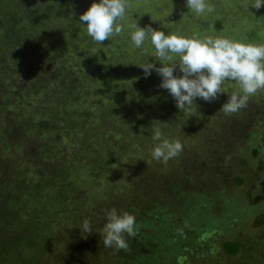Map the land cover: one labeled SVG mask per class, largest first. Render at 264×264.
I'll list each match as a JSON object with an SVG mask.
<instances>
[{
  "label": "rangeland",
  "instance_id": "374dc122",
  "mask_svg": "<svg viewBox=\"0 0 264 264\" xmlns=\"http://www.w3.org/2000/svg\"><path fill=\"white\" fill-rule=\"evenodd\" d=\"M29 1L32 2L31 0H17V3H11V10L15 8L21 10L23 6L30 4ZM64 1L55 0L54 4L50 5L53 12L49 11L47 13L45 11L43 14L48 21L45 30L48 31V39L53 38L51 44L56 45L55 47H61L63 41L56 40L53 36H61L67 39L66 35L70 34L66 31L69 30L70 32L71 29H74V36H69V38L72 37L71 41L74 46L64 48L63 51L66 52L64 58L70 60L69 57L74 58L79 54L97 55L99 52L98 45L101 44L95 43L93 40V43H90L89 38L91 37L87 35L86 25L79 21V17L87 11L93 2H99V0H78L77 11L69 15L73 19L71 21L65 17L72 8L65 9L66 7L61 4ZM5 3L6 1L0 3V5ZM206 3L214 7L213 12L208 13L206 11L203 14H197L186 7V0H128L125 20L123 21L125 24L124 32L105 42L107 50L118 51L120 55L127 53L126 56L120 59L124 63L110 69L111 72L107 75L110 78L103 79L107 82L105 84L96 82L95 77L82 78L81 83L84 86L83 88L88 89V101L94 105L91 115H96L95 108L102 99L108 97L106 101L109 103L116 96L119 97L122 92L129 95V97H125L127 106L122 107L123 110H121V106L117 107L115 105L114 110H119L116 118L112 116L110 119L101 122H98L95 118V125L82 126L77 137L67 136L65 140L59 143V146L56 145L53 154L50 153L49 146L45 145L44 149H47L46 152L51 155L49 163L57 164L56 160L60 161L61 158L63 159L61 163L65 166L68 164L73 165L72 173L65 185L68 190L69 185H74V180L77 183L76 190L71 192L78 198L72 200L73 203L77 204L84 198L83 201L87 205L85 206L86 210L100 216L105 215V210L120 206L119 201L124 203L122 205L129 203L131 192L136 190H139V192L132 194V201H136L137 213L152 207L153 195L163 196V183L166 179L180 180L178 185L195 190L184 189L183 200L186 198L185 195L189 194L188 197H191L193 199L192 203L197 206L194 216L197 215L199 219L209 211L211 217L213 216L216 220V224L211 226L210 231H207V234L203 237L200 236V233H195L192 244L186 246L189 248L187 249L188 252L173 256L171 259L163 261L162 264H262L259 259L264 260V170L257 171L254 164L251 163L252 161L249 160L252 156L251 147L244 144L245 140L240 139L235 145L224 147L230 141L229 133L226 134L225 131L229 125L232 126L231 124L235 119L239 118L240 115L241 117L245 115L244 111L241 109L230 116L219 111L233 93L243 94L239 84L229 81L224 85L225 93L220 94L216 100L209 103L197 98L194 105L180 112L169 92L159 87L162 77L154 70L151 75L145 77L143 69L138 66L148 62L154 63L156 67L163 66L155 54L154 46L151 45L150 40L146 39L143 49H137L131 40L132 30L127 27L129 24L137 22L139 27L151 25L153 29L164 31L166 35L177 34L187 38L197 36L200 39L208 36L213 38L224 37L245 44L264 45V6L259 10L252 7L255 0H206ZM46 5L43 0H33V3H31V7H35L37 13H42V11L48 9ZM28 6L30 7V5ZM51 14H54V17L50 18ZM37 17L43 20L42 16L37 15ZM23 22V27L27 28L29 22L25 19H23ZM54 27L55 32H50L49 30ZM11 52L12 50H9V52L0 51V61L1 57H5L7 60L4 66L0 63V90L9 83H11L13 89L22 86V93L26 95L25 100H22L20 104V100L18 101L17 97L14 96L13 99L15 100L12 101L14 103L12 105L16 108L13 113L19 114L20 111L21 113L29 111L34 114L44 96L37 92L40 88L33 92V90L29 91L28 87L33 75L37 74L35 72L37 65H41V62L34 59L33 63H29L27 66L25 65L20 69L15 68L12 60H10ZM101 52L105 53L104 47ZM172 55L173 62L178 64L179 57L175 54ZM73 63L78 65L80 61ZM54 65L56 68L58 67V63ZM106 72L107 70H105ZM104 74L102 73L101 76H104ZM174 74L182 75L178 69ZM263 103L264 90H261L249 98L245 111L250 110L252 105H262ZM114 110L112 109L110 113L113 114ZM253 112L255 111L252 109ZM261 112L263 114L259 117L264 118V111ZM2 116H4V112H0V131L5 125ZM156 127L161 128L165 138L179 140L183 144L182 153L178 157L170 159L166 164L162 161L157 162L151 156L152 149L158 143L152 139L153 130ZM234 127L242 128L237 125ZM92 130H97L100 137L90 138L94 145L88 148L87 151L86 149L81 150L82 140L87 138L88 131ZM256 130L257 135L259 134L257 137H264L262 127L259 126ZM114 133L117 134L114 135ZM221 135L227 137V140L223 142L224 150L222 149V151L225 153L227 150L232 149L234 150L232 157H245L247 174L241 185L232 183L230 178L225 180L222 177L218 178L219 181L213 189H209L207 186L205 188L208 189L200 191L197 183L201 182L202 186L203 184L207 185L206 180L210 175L204 173L205 177L202 176L205 164L197 166L204 162L202 157H206L204 153L210 148L209 145H213ZM8 138L7 134L1 135L0 143H5ZM261 139H255L257 142L254 141L253 146L261 145ZM9 151H12V147L8 148L5 153ZM21 151H23V148L14 149L12 152L18 154ZM76 153H78V156ZM222 157L224 161L228 162V155L222 153ZM97 158L104 159V162L102 163ZM106 160L108 162L115 160V164L110 165L112 168L109 173L98 174L96 170L98 168L104 169L107 163ZM77 161L83 168H75ZM88 162L94 163V171L91 174L89 169L93 166H90ZM234 167L233 164H228L227 171H231ZM185 172L190 177H185L183 175ZM150 175L154 177L153 182L150 180ZM33 177L35 176L33 175ZM155 179L157 182H155ZM174 192H176L175 189ZM206 207V210L202 209ZM169 210L172 211V217H175L173 226L177 228L182 226L180 232L186 236L193 233L190 228L194 227L196 218L192 219L193 223H189V199L185 200L184 203L177 200L174 203L171 202ZM185 224H188V226ZM148 228L150 232H147L146 235L150 236L153 233L152 236L155 239L167 234L162 224H153ZM59 229L60 232H58ZM66 229H68V234L65 236L63 233ZM101 230L96 231L100 234L99 237L97 234L84 233L81 225H76L73 221L69 224L68 222L65 223L63 216L59 217L53 225V231H57L58 235L51 241L46 242V247H40L43 250L39 257L35 255L37 261L34 263H127V258L123 261L119 253L103 246ZM159 230H162L160 235L157 234ZM45 239L41 240L42 243ZM225 240L239 241L243 249L235 255H230L222 247ZM84 247L88 250H84ZM244 249L247 252H242ZM166 258L165 256L163 260ZM138 263L139 259H137Z\"/></svg>",
  "mask_w": 264,
  "mask_h": 264
},
{
  "label": "trees",
  "instance_id": "16d2710c",
  "mask_svg": "<svg viewBox=\"0 0 264 264\" xmlns=\"http://www.w3.org/2000/svg\"><path fill=\"white\" fill-rule=\"evenodd\" d=\"M4 1L6 3L0 5V49L6 52L12 50L10 60H12L15 68L18 67L20 69L25 65L27 66V64L33 63L34 59H38L41 62V65L38 64L35 69L37 74L33 75L28 89L36 92L35 90L40 88L37 92L41 93L44 98L35 109L34 114L29 111L24 113L20 111L19 114H14L13 110L16 108L12 105L14 104L12 101L15 100L13 99L14 96L17 97L18 101L20 100V104L22 100H25L26 95L22 93V86H17L16 89H13L11 83H9L0 90V112H4L2 118L5 120L0 136L7 134L9 137L5 143H0V264H35L34 262L37 261L35 255L39 257L43 250L40 247H46V242L51 241L58 235L57 231H53V225L59 217L63 216L65 223L68 222L69 224L73 221L74 224L81 226L84 219H89L93 230L92 233L97 234L98 237L100 234L96 233V231L103 229L106 223L104 214L100 216L86 210L85 206L87 205L83 201L84 198L77 204L73 203L72 200L78 199L71 194V192L76 190L77 183L74 180V185H69L68 190L65 188L66 181L72 173L73 165L68 164L65 166V164L61 163L63 160L61 158L60 161L56 160L57 164L49 163L51 155L44 148L45 145L49 146L48 149L53 154L56 145L59 146V143L65 140L67 136L77 137L82 126L87 124L95 125V118H97L98 122L108 120L112 116L116 118L119 110H114L115 105L117 107L121 106V110H123L122 107L127 106L125 97H129V95L125 92H120L121 95L119 93L120 96H116L109 103L106 101L108 97H105L102 101L100 99L101 102H98L95 108L96 115L93 116L91 112L94 105L87 99L88 89L83 88L84 86L81 84L82 78L86 79L87 77H95V81L99 84L107 83L103 79L106 78L107 80V78H110L107 75L111 72V68L124 63L120 59L126 56L127 53L120 55L118 51L107 50L105 41L104 44L98 45L99 52L97 55L79 54L74 58L69 57L70 60L64 58L66 54L63 51L64 48L66 47L67 49L74 46L71 38L74 36L75 30L66 31V33L70 34L66 35L67 39L61 36H53L56 40L63 41L62 49L51 44L53 38L48 39V31H45L48 21L43 14L45 11L47 13L49 11L53 12L50 5H53L55 0H43L47 4L46 7L48 6V9L42 11V13H37L35 7H31L33 0H31L32 2L29 1L30 4L23 6L21 10L19 8L11 10V3H17V0H0V3ZM77 1L65 0L64 3H61L66 7L65 9L72 8L65 17L69 21L73 20L69 15L77 11L79 6ZM28 5H30L31 9ZM37 15L42 16L43 20L38 18ZM72 15L74 16V14ZM21 17L29 22L27 28L23 27L22 23L24 22ZM52 17H54V14H51L50 18ZM38 29L42 30L39 31ZM49 31L55 32V27ZM51 34L53 35L54 33ZM69 36L72 37L69 38ZM89 41L93 43L92 38H89ZM103 47L104 54L101 52ZM78 60L80 64L76 65L73 63ZM6 62V58L1 57V65L4 66ZM55 63H58L57 68L54 65ZM105 70H107L106 73ZM32 72L34 73V71ZM102 73H105L106 76L105 74L101 76ZM258 104L250 106L248 111H245V108L242 109L245 115L243 117L240 115L239 118L232 122V126L229 125L225 133H229L230 141L228 140L229 144L224 146L231 147L238 140H245L244 144L251 147L252 156L249 160L252 161L251 163L254 164L257 171L264 170V137H257L259 134L257 135L256 130L259 126L264 129V118L259 117V115L263 114L261 111H264V103L262 105ZM112 109L114 110L113 114L110 113ZM252 109L255 112L252 113ZM235 125L242 128L234 127ZM116 134L114 133V135ZM93 137H100L97 130L88 131L87 138L82 140L81 150L86 149L87 151L88 148L94 145L90 141V138ZM226 138V136L223 137L221 135L213 145L210 144V148L204 153L206 157H202L204 162L197 166L205 164L202 176L205 177L204 173H209L210 175V178L208 177L206 180L207 185L203 184L202 186L201 182L197 183L198 186H196L200 188V191H205L208 188L213 189L222 177L225 180L230 178L232 183L236 185H241L244 182L247 174L246 158L243 156L232 157V152L234 151L232 149L224 153L222 149L224 140H227ZM257 138H262V144L253 146V142ZM10 147H12V151L19 148H23V151L18 154H14L12 151L5 153ZM222 153L228 155V162L224 161ZM76 154L78 156V153ZM97 159L102 163L104 162V159ZM115 160H110L109 162L106 160L105 168H98L96 172L98 174L109 173L112 168L110 165L115 164ZM88 163L90 166L94 165L93 162ZM228 164H233L235 167L231 171H227ZM75 165L76 169L83 168L78 164V161ZM89 165L86 166L88 167ZM192 169L194 170L193 167ZM89 170L91 174L94 171V166ZM183 175L190 177L187 172ZM150 176V180L153 182L154 177ZM155 182H157L156 179ZM179 182L180 180L166 179L163 183V196L153 195L154 202H152V207L143 209L141 213H137L136 201H132V194L138 193L139 190L131 192L130 196L128 195L129 203L122 205L124 204L122 201L118 202L120 205L116 207L118 212L127 211L130 214H136V222L139 225V235L135 239L128 238L130 250L117 252L120 257L122 256L123 261L126 258L128 260L127 263L122 262V264H137V259H139L141 264H147L148 262L151 264V261L153 262L152 264H162L163 261L171 259L173 256L188 252L187 249L189 248L186 246L192 244L195 239V233H200V236L203 237V235L207 234V231H210L211 226L216 224V220L213 216V218L211 217L209 211H205L207 213L199 219L197 215L195 217L194 213L197 210V206L192 203L193 199L188 197L189 194H186L185 200L189 199V223H193L192 219L196 218V220L194 219V227L190 228L193 233H189L186 236L180 232L182 226L178 228L173 226L175 217H172V211L169 210L171 202L174 203L177 200L184 203L185 200L182 198L183 191L184 189H189L178 185ZM207 186L208 188H205ZM174 189L176 192H174ZM189 190L191 191L192 189ZM156 200L157 202H155ZM202 209L206 210L207 207ZM153 224H162L167 234H163L157 239L152 236L153 233L147 236L146 233L150 232L148 227ZM185 225L188 226V224ZM185 225L183 226L185 227ZM162 230L157 231V234H162ZM58 232H60V229ZM63 234L66 236L68 229L64 230ZM43 239H45L44 243L41 241ZM241 246L239 241L225 240L222 243L223 249L230 255L241 252V249H243ZM36 248L38 249L34 252ZM85 248L84 250L87 251L88 248ZM242 252H247V250L244 249ZM165 256L167 258L163 260ZM144 257L148 259L145 260ZM259 261L264 264V260L259 259Z\"/></svg>",
  "mask_w": 264,
  "mask_h": 264
},
{
  "label": "clouds",
  "instance_id": "9594fccd",
  "mask_svg": "<svg viewBox=\"0 0 264 264\" xmlns=\"http://www.w3.org/2000/svg\"><path fill=\"white\" fill-rule=\"evenodd\" d=\"M262 6L264 0H255L252 5L257 10ZM127 7L128 0H99L80 15L79 21L86 25L87 35L95 43L103 44L124 32ZM186 7L197 14L214 11L206 0H186ZM127 27L132 30L131 40L137 49H143L146 39L154 46L163 66L156 67L149 62L138 66L143 69L145 77L153 70L162 77L159 87L169 92L180 112L194 105L197 98L209 103L216 100L225 93L224 85L229 81L238 83L243 94L233 93L222 105L219 111L228 116L246 108L249 98L264 90V45L245 44L224 37L200 39L197 36L166 35L151 25L139 27L137 22ZM172 54L179 57L178 64L173 62ZM177 69L182 75L174 74ZM152 139L158 142L151 151L157 162L166 164L183 151V144L179 140L165 138L160 127L154 128ZM105 218L103 246L116 252L129 251L128 238L135 239L139 235L135 215L127 211L118 212L113 207L105 210ZM82 230L84 233L93 232L89 219L83 220Z\"/></svg>",
  "mask_w": 264,
  "mask_h": 264
}]
</instances>
